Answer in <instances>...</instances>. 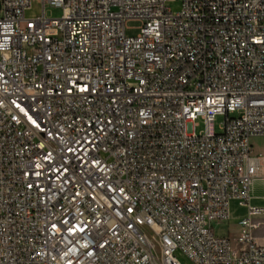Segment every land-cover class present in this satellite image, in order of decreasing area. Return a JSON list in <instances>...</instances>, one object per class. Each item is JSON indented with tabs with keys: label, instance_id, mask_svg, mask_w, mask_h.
Instances as JSON below:
<instances>
[{
	"label": "built area",
	"instance_id": "2783aa9c",
	"mask_svg": "<svg viewBox=\"0 0 264 264\" xmlns=\"http://www.w3.org/2000/svg\"><path fill=\"white\" fill-rule=\"evenodd\" d=\"M0 1V264H264V0Z\"/></svg>",
	"mask_w": 264,
	"mask_h": 264
},
{
	"label": "rangeland",
	"instance_id": "374dc122",
	"mask_svg": "<svg viewBox=\"0 0 264 264\" xmlns=\"http://www.w3.org/2000/svg\"><path fill=\"white\" fill-rule=\"evenodd\" d=\"M174 7H177L175 5ZM45 14L48 17L59 18L63 14V10L61 7L52 6L47 3L44 6ZM42 13V1L41 0H33V4L31 9L26 11L27 16H33L36 14ZM142 22L140 20H129L126 22V34L128 36H137L140 33V27ZM225 120V115L217 114L214 117V128L217 132H221V125ZM189 128L192 131H196L200 133L205 128V123L202 118H197L194 122L189 123ZM251 144L253 147V154H263L264 155V136L260 137H252ZM223 222H216L213 224V230L217 235H222V233L226 230V228L222 225ZM182 264H194L189 259L184 256H181Z\"/></svg>",
	"mask_w": 264,
	"mask_h": 264
},
{
	"label": "crops",
	"instance_id": "0c3cea01",
	"mask_svg": "<svg viewBox=\"0 0 264 264\" xmlns=\"http://www.w3.org/2000/svg\"><path fill=\"white\" fill-rule=\"evenodd\" d=\"M255 155L260 156L262 166L259 174L255 177L252 184L251 202L254 206L260 209V213L256 214L253 219L258 223V227L254 230V236L260 243L264 244V155ZM246 215L247 208L240 205L238 201L233 200L231 202V216L227 221L222 223V225L226 228L222 235H227L234 245L237 244V236L240 231L239 221Z\"/></svg>",
	"mask_w": 264,
	"mask_h": 264
},
{
	"label": "water",
	"instance_id": "95a60500",
	"mask_svg": "<svg viewBox=\"0 0 264 264\" xmlns=\"http://www.w3.org/2000/svg\"><path fill=\"white\" fill-rule=\"evenodd\" d=\"M0 9H1V1H0Z\"/></svg>",
	"mask_w": 264,
	"mask_h": 264
}]
</instances>
